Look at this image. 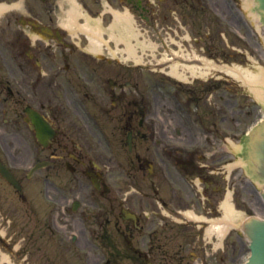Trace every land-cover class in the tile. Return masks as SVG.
I'll return each instance as SVG.
<instances>
[{"label": "flooded vegetation", "instance_id": "1", "mask_svg": "<svg viewBox=\"0 0 264 264\" xmlns=\"http://www.w3.org/2000/svg\"><path fill=\"white\" fill-rule=\"evenodd\" d=\"M75 1L82 2L85 6L104 7L118 6L132 0ZM11 2L12 0H0V40L4 41L9 50L12 44H22L23 62L18 60L17 63H9L5 49L0 48V119L11 128L6 134L21 137L22 151L27 157L32 151L30 147L34 146L32 163L43 159L49 161L46 168L49 172L52 169L50 185L52 199L58 204H64V216L60 218L68 220L69 228L80 232L94 231L95 235L100 233L101 237H106L111 221L114 226H117V230H121V226L126 228L129 232L130 244L132 241L133 250L138 251L139 255L143 254L138 244L140 235L147 237L145 241L148 244L147 254L153 257L150 264H171L165 259L164 247L175 238H180L181 245L195 242V236L198 237L196 231L192 229L196 233L193 234L189 232L187 224L176 223L179 221L176 217H170L169 221L163 220L156 226L151 222L146 229L147 224L142 222L140 217L136 220L125 218L121 211L120 214L108 215L107 195L111 188H105L107 179L104 176H114L115 173L109 170V167L114 164L121 168L119 173H123L127 178H133L135 167L142 169L144 164L148 163L152 165L149 174L153 176L154 186L158 185L159 180H166L165 169L159 167L154 170L152 159L136 152L138 140L146 141L150 138L160 145L161 151L167 153L170 158L174 156V153L179 155L177 159L183 158L187 175L211 179L209 174L213 171V165L204 166L208 175L203 176V168L200 167L203 165L195 163L194 152H188L186 149L173 150V146L168 142L169 133L160 130L159 137L156 138L154 128H143L145 116L150 115L151 112H146L148 108L140 107L138 101L134 99L135 95L140 93L139 81L133 79L135 74L121 68L108 70L93 67L87 62L85 64L76 62L80 60V54L77 52L79 48L66 39L65 33L61 32L58 26L61 4L66 6L69 0H23L19 6H7ZM170 3L180 5L178 13H190L193 21L196 22H202V19L198 18L203 13L205 5L217 12L220 11L221 6L218 0H168V15H172ZM2 4L6 6L1 8ZM42 23L47 28L44 29ZM48 28L51 29L48 30ZM28 29L37 30L40 33L37 37L39 42L36 39L32 40ZM43 36L50 39V42L45 43ZM60 46L66 51V60L69 53L71 64H60L61 53L57 50ZM62 54L65 58V53L62 52ZM129 78L132 80L127 85ZM81 94H84L92 103L100 105L101 115L90 109L84 112L78 110V106L84 102L83 99H78ZM153 97L155 101H158L159 97L156 94ZM109 102L114 103L110 109H108ZM122 103L128 105L132 103L134 106L127 108L126 111H113L115 106ZM29 109L37 110L55 130L54 136L46 146L40 144L35 137ZM70 109L74 111L70 112ZM101 116L106 120L116 119V122L108 128L107 124L110 120L103 124L100 121ZM82 123L97 131L98 144L92 142ZM109 134L111 136H108ZM80 135L88 147L96 149H94L95 153L101 151L97 160L98 164L88 153H84L85 143L75 140L74 136ZM112 137L117 141L118 149L129 152L134 150V155L126 159L129 166L122 159L113 160L109 157L108 152H112L115 146L111 144ZM149 157L152 158V155ZM14 160L23 163L25 161L17 158ZM95 167L98 170L94 169ZM166 171L175 183L181 182L180 175L172 174L168 167ZM45 177L48 179L50 175L46 174ZM186 178L187 176H184L183 179ZM209 186V183H204L202 192L211 196L212 191L209 190ZM170 189L175 190V187L171 186ZM182 190L188 197L201 192L193 187V183H190L189 187H182ZM116 193L111 194L114 199L117 198ZM177 194H180V191H177ZM119 205L121 207V204ZM57 220L58 212L53 219L55 226L58 225ZM46 226L51 228L48 222ZM145 242L143 240V244Z\"/></svg>", "mask_w": 264, "mask_h": 264}, {"label": "rangeland", "instance_id": "2", "mask_svg": "<svg viewBox=\"0 0 264 264\" xmlns=\"http://www.w3.org/2000/svg\"><path fill=\"white\" fill-rule=\"evenodd\" d=\"M204 12V18L207 15H210L206 8L204 9ZM164 14V3L162 0H157L156 4H150L146 7L143 14H138L134 27L138 34L137 40L142 42L139 43L138 47L140 63L148 64L151 67L155 66L158 70L167 73V70L170 69L169 65L172 63L184 61L189 62L190 60L185 59L189 57L187 55L176 56L171 52H168V47L166 45L169 38L167 32L168 28L166 27V22H168V20L165 18L166 15ZM107 19V23H110V16H107ZM239 23L240 26L236 28V32L230 29V32H233L236 35L235 39H232L233 37L228 32H226V35H223L222 33V36L218 33L217 36L215 32H209L208 34L202 33L200 35L197 32L193 34L192 31L191 33L193 37L190 39L179 38L177 35L175 38L181 40L182 44L190 51H192V48H198L197 51L201 53L200 57H202V60H193V62H198L203 66H206L204 59L210 57L213 59L210 60L212 63L221 66L225 64L229 66L235 64L242 67H248L252 71H256L261 67L264 68V40L261 41L259 32L253 29L252 26H247L242 22ZM186 28H180L178 35H184L185 31L191 29L189 26ZM221 31H225L224 28H221ZM82 42L85 43L86 40L83 39ZM172 46H174V44ZM202 47L207 55L202 54L204 53L201 51ZM175 48L177 49L178 47ZM103 67L107 68L105 65H103ZM161 71L153 72L148 70V68L142 69L141 80L148 84L150 81L153 82L155 80L159 84L156 85L155 90H162V95L159 94L161 99L158 98L159 102L153 105L154 111L159 113L155 114L165 117L167 112H169V114L173 112L170 117H167V128L171 130L174 126L179 127L180 132L187 138L201 139L206 133H208L209 136H212L215 124H218L220 134L218 136L219 139L229 133L236 132V140V137H239L241 131L260 115L259 103L251 93L249 87L243 84L240 79H233L229 74H226L223 69L215 72L213 76L208 79H219L222 83L217 91H212L210 89L207 91V99L205 98V89L211 83L210 81L201 82L202 80L196 79L193 81L188 80L189 82L186 84H176L175 81H170V83L166 81L158 82L156 79L161 81L166 79L165 74ZM211 71H214L213 67L211 68ZM190 87H194L197 93L201 96L197 101L200 102L198 110L201 116L207 119L204 123L196 120L194 116H190L189 113H183L182 109L175 103L188 100L189 94L186 93L185 89ZM168 90L171 92L170 94H168ZM213 94L214 96L217 94L219 95L218 106L215 102V98H212ZM168 96H170V99ZM175 96L177 97L176 99ZM94 106L98 108V105ZM188 107L193 108L192 103L191 105H188ZM117 111H121V108H118ZM216 111L218 112L217 118L216 115L213 116V112ZM144 127L146 129V126ZM206 128L209 129V132H206ZM74 137L77 138L78 136ZM5 138L6 142H9L10 140V146L13 149L9 152L11 158L14 156V158L20 160H30L31 154L27 157L26 153L24 154L21 152L23 150V141L19 135L6 136ZM82 142L85 143L84 153L93 155L95 148L88 147L83 139ZM138 143L139 145L136 147V152L142 156H146L148 159H152L154 163L158 162L161 167H168L172 174L181 176V182L176 185V187L181 188L187 184V182L183 181L184 175L180 165H178L180 163L179 161L174 162L173 165V163L161 151V148L157 146L156 142L151 138L146 141L138 140ZM222 144L224 145V142ZM30 149L33 150V147H30ZM216 152L217 153L214 152L215 154L213 158L226 154L228 156L226 159L229 160V162L235 159V156H232L233 153L230 151L222 152V150L219 149ZM132 155H134V150L132 152L120 150L117 154L118 158H122L127 166L129 165L126 159ZM151 155L152 158L149 157ZM208 158L209 157L205 156L203 160ZM195 161L199 162V158L195 157ZM144 165L145 179L141 176L142 170L139 169L134 170L133 179L151 185V179L148 175L149 167L146 163ZM221 167H223L222 164ZM112 169L114 172L118 170L115 167ZM236 171H238V169L233 170L227 179L223 178V176L221 177L222 173L218 174L216 177L215 172L213 173V185L215 186V184H217L220 186V188H217L220 193L218 196L219 202L222 200L225 188H228L229 186L230 190L235 188V202L236 204L238 203V208L245 207L247 212H256L253 208L258 206L255 202V193H258L259 187L252 183H247L244 178H241L240 181L235 176ZM45 172L46 169H41V171L37 172L34 176H42ZM50 172H52V169ZM224 174L227 176L226 172ZM18 175L22 177L21 181H23L24 187H26V190H24L23 193L27 200L20 199L19 193L0 178V230L3 231H0V234L7 243L13 246V248L11 247L12 249L17 246V248H15L17 256L13 255L12 257L13 264H86L82 257L83 251L90 252L92 264H102L103 262L100 263V261L103 258V252L95 246V240L87 231L80 233V236L81 234L84 235L82 244L85 246H83L82 251L77 250L75 253L73 252V256H70L71 247L68 249L55 245L57 235H53V233L46 228L48 206L43 202L53 196L50 187L51 182L47 184L44 182L39 183L36 177L29 180L24 178L23 174ZM220 180L222 183L219 182ZM159 181L163 185H173L169 180H166V182L162 180ZM192 182L194 181L192 180ZM218 182L220 184H218ZM34 185H37L38 188L36 189V186ZM244 189H246V191H244ZM149 190L151 191V189ZM180 193L182 192L180 191ZM246 193H250V195L247 196L246 200L242 201L241 198L246 196ZM166 194L169 198L176 197L174 192H168ZM143 201L148 202V200ZM215 201L216 200L210 198L208 201L209 205L213 206ZM157 206L161 208L160 205ZM167 208L171 210L170 206ZM215 212H212L211 216L215 217L217 215ZM151 215H154V213H151ZM157 215L162 216L159 212H157ZM51 223L54 227V231L59 237L64 238L66 237V234L69 236L71 231H68V228H65V226L68 227V222H60L59 219L57 220V224L63 228L64 231L55 226L53 220ZM179 241L180 238L172 239L168 245L164 247L166 250L165 259L171 264H179V262H181V264H192V261L199 259V256H201V260L205 257L206 249L202 246L203 242L201 240L196 241V239H194L195 242H190L186 245H181ZM246 243L247 239L237 230V228H235V230L230 233V237L223 240V245L220 248L219 264L238 263L247 251ZM197 245L200 247L198 248ZM0 247L6 249L1 243ZM121 247L122 251L119 252V256H115V262L128 255L135 254L138 256L137 253H133L130 249L126 248L123 242ZM206 248L209 247L206 246ZM141 249L144 250L145 248L141 247ZM68 252L69 257L67 256ZM140 257L153 260V257L150 254H144ZM208 262L209 261H205L204 264H212ZM5 264L8 263L6 262ZM120 264H129V262L128 260H122L120 261ZM141 264H143V262Z\"/></svg>", "mask_w": 264, "mask_h": 264}, {"label": "bare ground", "instance_id": "3", "mask_svg": "<svg viewBox=\"0 0 264 264\" xmlns=\"http://www.w3.org/2000/svg\"><path fill=\"white\" fill-rule=\"evenodd\" d=\"M253 1L251 0H245L242 13H245L246 15H249L251 17V22L258 23V15L253 7ZM66 15L69 16V11H66ZM257 26H260L257 24ZM111 32H116L119 38H126L127 32H130L132 34V31L134 30V27L130 23V18L126 13H117L115 12V18L111 24ZM134 36L136 38V33L134 32ZM264 38V36H263ZM137 43H142L141 41L137 40ZM91 47L96 48L99 47L95 44L94 39H91ZM130 49L128 50L129 54ZM222 68V66H219ZM192 71L196 69V67H191ZM225 70L230 72L232 76H234L237 79H240L243 84L248 86L252 92V94L256 97V99L264 100V68H260L256 71L250 70L248 67H242L238 65L233 66H223ZM173 73L177 74L179 77H184L183 72L177 71V66L172 65L171 67ZM232 144V151L235 155V160L232 163L227 164L228 169H232L231 167H235L239 165L240 172L242 174L245 173L246 176L253 178L251 173L246 170L248 161L245 160V158L242 155L235 154V151H241L244 146H247L246 142H244V145H241V143H231ZM258 184V183H257ZM262 186V185H261ZM230 194L227 193L225 196L224 201L221 202V207L224 211L225 216L218 220H211L210 226L208 227L209 230L215 231L221 236H224L227 232V229L229 226H239L240 221L242 220L243 216L239 210H236L233 205L229 201ZM263 204V203H262ZM264 206V204H263ZM262 212L261 216L264 217V208L260 210ZM260 212L258 214L260 215ZM229 218V219H228ZM2 256L8 257L7 254L2 253ZM1 260V259H0ZM2 262H0L1 264Z\"/></svg>", "mask_w": 264, "mask_h": 264}, {"label": "water", "instance_id": "4", "mask_svg": "<svg viewBox=\"0 0 264 264\" xmlns=\"http://www.w3.org/2000/svg\"><path fill=\"white\" fill-rule=\"evenodd\" d=\"M256 2L258 10L264 12V0H256ZM260 102L264 107V100ZM252 139L250 141L246 137L244 142H246L247 146H244L241 151H235V154L242 155L248 161L246 170L251 172L252 169L253 174L264 181V123L256 128ZM241 145H244V143L241 142ZM0 172L8 180L15 182L13 176L1 163ZM252 177L254 178L253 175ZM243 229L251 239V255L245 264H264V220L254 217L249 218L244 222Z\"/></svg>", "mask_w": 264, "mask_h": 264}]
</instances>
